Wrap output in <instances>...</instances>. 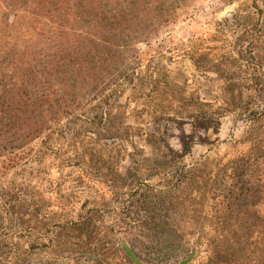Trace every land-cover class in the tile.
<instances>
[{"label":"rangeland","instance_id":"1","mask_svg":"<svg viewBox=\"0 0 264 264\" xmlns=\"http://www.w3.org/2000/svg\"><path fill=\"white\" fill-rule=\"evenodd\" d=\"M109 13L115 25L131 17L124 7ZM169 14L167 24L134 45L145 52L135 78L79 92L72 104L88 112L75 109L51 122L24 147L20 163L0 173V199L21 198V214L0 205L1 264H96L79 256L77 245L108 264L113 251L125 247L143 264L184 259L190 234L179 223L178 196L187 192L194 171L206 170L250 130L240 107L215 111L223 100L219 88L235 83L243 97L254 99L250 104L264 106V0H186ZM209 36L216 39L214 50L195 60L191 50ZM153 79L168 83L164 92L178 96V105L160 109L155 100L131 97L133 88L146 90ZM100 109L109 114L107 125L95 117ZM116 135L121 156L101 163L98 154L108 152ZM78 140L92 156L88 160L78 152ZM35 195L54 213V222L41 231L30 228L24 210ZM205 202H199L203 209ZM74 226L83 227L82 237Z\"/></svg>","mask_w":264,"mask_h":264},{"label":"trees","instance_id":"2","mask_svg":"<svg viewBox=\"0 0 264 264\" xmlns=\"http://www.w3.org/2000/svg\"><path fill=\"white\" fill-rule=\"evenodd\" d=\"M184 2L0 0V173L20 163L24 147L42 135L51 122L75 109L81 115L88 112L86 106L72 104L79 92L97 86L106 88L110 83L118 87L135 78L145 52L138 53L134 45L167 24L169 13ZM116 7L129 10L128 22L115 25L109 9ZM215 45L216 39L209 36L191 50L190 56L198 60L211 53ZM129 62L135 66L128 71ZM219 63L213 70L217 74ZM166 85L153 79L146 90L133 88L131 97L146 102L155 100L160 109L173 108L179 99L164 92ZM219 92L218 97L223 100L215 111L240 107L242 121L248 122L250 130L228 143L206 170L194 171L187 179V192L177 198L178 205L183 206V212L177 213L179 223L190 234L184 242V264H264V106L250 104L254 99L250 94L243 97V90L235 83L221 86ZM244 98L247 99L242 102ZM95 117L99 124L109 122V114L103 109ZM118 141L122 142L116 135L106 154L98 152L101 163L115 162L121 156L117 154ZM75 143L84 160L92 157L81 150V140ZM259 159L263 160L251 169V162ZM17 197L5 194L0 205L6 210L15 208L11 213L21 214V198ZM203 197L204 209L199 203ZM47 206L36 195L27 200L24 210L32 230H45L48 223L54 222V213L48 214ZM187 209L194 213L187 216ZM72 231L83 235L82 226H74ZM71 244L74 247L75 243ZM77 248L78 255L86 260L108 264L79 245ZM117 254L113 251L109 259L112 264H138L123 249Z\"/></svg>","mask_w":264,"mask_h":264},{"label":"water","instance_id":"3","mask_svg":"<svg viewBox=\"0 0 264 264\" xmlns=\"http://www.w3.org/2000/svg\"><path fill=\"white\" fill-rule=\"evenodd\" d=\"M125 249H126L127 253L131 256V258H132L134 261H136L138 264H143V263L139 262V261H138V260L132 255V253H131L130 250H128L126 247H125ZM186 261H187V259L181 260V261L179 262V264H184Z\"/></svg>","mask_w":264,"mask_h":264}]
</instances>
